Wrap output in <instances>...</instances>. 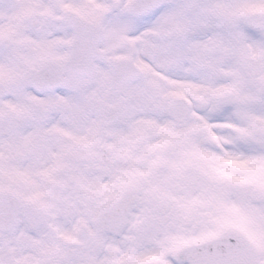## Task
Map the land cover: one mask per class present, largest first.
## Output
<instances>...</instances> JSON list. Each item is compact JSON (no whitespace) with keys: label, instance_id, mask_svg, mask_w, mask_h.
<instances>
[{"label":"snow or ice","instance_id":"obj_1","mask_svg":"<svg viewBox=\"0 0 264 264\" xmlns=\"http://www.w3.org/2000/svg\"><path fill=\"white\" fill-rule=\"evenodd\" d=\"M0 264H264V0H0Z\"/></svg>","mask_w":264,"mask_h":264}]
</instances>
